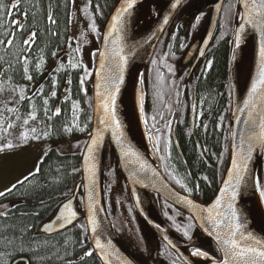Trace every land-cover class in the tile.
I'll return each mask as SVG.
<instances>
[{"label": "trees", "instance_id": "16d2710c", "mask_svg": "<svg viewBox=\"0 0 264 264\" xmlns=\"http://www.w3.org/2000/svg\"><path fill=\"white\" fill-rule=\"evenodd\" d=\"M117 2L88 0L98 42L103 24ZM0 3L3 4L0 7V136L17 137L24 127L31 129L39 124L50 144L88 137L92 124V71L86 79L87 68L71 38L72 0H50L49 14L45 0H0ZM14 4L19 5L15 10ZM236 10L237 0H225L206 53L207 62H211L209 70L202 72L195 82L190 79L189 84L181 82L176 87L163 62L156 59L158 48L154 49L143 74V80L147 81L146 94L152 98L150 106L147 95L145 122L154 134L163 171L170 179L174 178L179 188L182 180L180 184L184 183L192 197L203 203L214 196L229 158L228 75ZM228 11L234 15L231 27L222 25ZM195 16L194 32L185 35L184 28L181 29L175 37L177 44L190 42L201 34L207 13ZM13 20L20 24H12ZM174 52L177 50L165 51ZM191 117L199 124L194 133L189 129ZM173 137L180 152L173 144ZM6 148L5 145L0 150ZM81 149L61 153L51 146L38 164L39 171L0 197V206L6 205L0 212V257L22 252L31 264H72L80 256L86 230L84 221L49 236L41 234L39 226L72 195L80 179ZM257 177L264 184V150ZM10 201L17 205L8 206ZM174 210V216L168 214L167 218L177 227L182 225L188 231L187 235L185 231L182 234L189 237L195 229L192 220Z\"/></svg>", "mask_w": 264, "mask_h": 264}, {"label": "water", "instance_id": "95a60500", "mask_svg": "<svg viewBox=\"0 0 264 264\" xmlns=\"http://www.w3.org/2000/svg\"><path fill=\"white\" fill-rule=\"evenodd\" d=\"M143 1L136 0L130 12L122 17V25H117L120 29L119 32L112 30V17L117 14V9L125 6V0H118L104 22L98 52L93 65L92 124L80 156V179L77 181L72 195L62 201L57 206L54 214L39 226V232L47 236L53 235L72 227L83 219L90 245L101 264H135L116 238L105 209L103 196L104 155L106 145L109 144L116 156L136 212L148 228L158 235L179 258L186 264H195L187 255L185 249L207 244L211 249L213 245L216 247L219 260L218 262L209 261L204 264H223L225 260L228 264H243L241 258L234 257L231 254V246L224 243V241L230 239L229 232L232 230L233 223L229 219L231 209L227 205L229 202L232 203L239 217L237 222L242 225L237 233V239L247 246L258 248L264 246V228L247 215L239 199V194L247 185L251 175H256L264 144H253L251 158L246 161L247 169L243 173L244 179L237 189L235 200L230 201L231 188L227 182L230 170L235 176L232 161L235 159L237 163H240L241 156L247 152L249 136L253 131L259 133V124L264 119V85H259L257 91L252 92V85L259 79L262 65L259 50L261 43L264 42V0H237L236 24L228 78L230 84L229 158L219 187L213 198L207 203L197 201L175 189L166 180L148 152L137 142L127 125L125 88L135 71V64L146 50L145 61L140 69L146 72L156 44L184 0H179V3H177V0L151 1L150 4L154 2L156 4L158 1H163L165 4L151 28L142 36L133 40L134 12L137 5ZM223 3L224 0H209L200 8L201 10L211 9L209 18L205 30L189 47L183 59V64L190 61L194 55L199 58L210 45ZM45 4L49 14L50 0H45ZM173 5L176 6L173 7ZM249 20L252 23H249ZM241 25H243L242 29ZM110 31H112L111 36L108 35ZM251 33L256 34L253 64L250 66L244 90L241 95H238L236 60L241 49V42ZM237 34L240 36L239 44L236 43ZM101 53H103V56ZM121 56L126 57L127 62L123 64V80L120 82L119 92L116 93L115 115L120 122L119 129H116L105 117L101 106V98L107 91L111 90L110 81L121 75L118 67ZM102 64L103 67H101ZM101 120H105V123H101ZM94 135L98 136L99 142L98 145L94 146L93 152L89 154L88 145ZM232 183L235 184V180ZM80 193L81 200L78 198ZM144 193L155 194L169 205L186 213L198 229V236L190 241L181 240L152 209ZM217 199H220V205L214 207ZM64 205H69V208L66 209ZM70 211H74L76 215L71 218V223H68L64 217L69 216ZM217 213L220 215L217 216ZM210 215L217 217L221 223L219 225L214 224L209 220ZM58 217L60 219H57ZM93 218L96 221L95 231L92 230L90 222ZM97 241H99L101 247H97ZM256 241H260L261 244L257 245ZM257 264H259V261Z\"/></svg>", "mask_w": 264, "mask_h": 264}, {"label": "rangeland", "instance_id": "374dc122", "mask_svg": "<svg viewBox=\"0 0 264 264\" xmlns=\"http://www.w3.org/2000/svg\"><path fill=\"white\" fill-rule=\"evenodd\" d=\"M191 1L193 0H186L178 9L184 7ZM72 4L73 8L70 34L72 40L76 44V49H79L78 52L81 55L85 68H87L85 71V78L87 79L93 69L95 55L97 54L95 51L98 50L99 46V42L97 41L99 36L95 33V30L93 31V28L95 29V24L92 21L88 0H72ZM164 4L165 3L163 1H158L156 4L151 6L152 12L158 16ZM233 21L234 15L232 12L228 11V14L223 18L222 25L231 27ZM251 64H253V59ZM137 79L140 91H142V102H144L146 100V95L148 94H145V92L147 93V88L144 90V87H146V81L143 80V69L139 71ZM147 100L150 102L149 105L151 106L152 98H150L149 95ZM143 104L144 103H142V106ZM144 112V108L142 107L143 118ZM33 129L35 131H33ZM22 131L23 132L17 137L11 136L7 138L4 136L2 138V136H0V148L9 143L13 145L11 148L0 150V192H6V189L12 188V185L18 184V181L21 182L25 177H28L34 173L43 155L51 148V146L61 153H67L83 148L81 147L84 145L83 141L86 142L87 139V137H82V140L80 141L79 138H69L67 141L50 144L45 139L44 128L39 124L33 126L31 129L24 127ZM146 131L149 138L148 149L153 151V159L159 166H161V154H159L157 150V143L152 135V131L147 127ZM180 182H182V180H179L180 189L189 193V190L185 187V184H180ZM126 189L125 181L117 167L116 159L111 146L107 144L105 148L103 172L105 209L111 221V226L114 232L121 236L129 235L128 232L132 230L133 222L131 221V218L133 220L135 215H133V208L129 203ZM149 200L150 205H152L155 209H159L160 207L169 208L158 198H153L152 195L149 196ZM4 208L5 206H0V212H2ZM125 225L129 226L130 228L128 227L127 229ZM144 229L147 230L146 227H139L138 231H145ZM182 233L184 234V232Z\"/></svg>", "mask_w": 264, "mask_h": 264}, {"label": "flooded vegetation", "instance_id": "af4514ba", "mask_svg": "<svg viewBox=\"0 0 264 264\" xmlns=\"http://www.w3.org/2000/svg\"><path fill=\"white\" fill-rule=\"evenodd\" d=\"M206 2L207 1L205 0H199V1L193 0L188 4H186L184 7L177 9L175 15L170 20L169 24L167 25L164 33L162 34L161 38L159 39L155 47L158 48L159 50V53L156 55V59H159L160 61L163 62L164 66L166 67L165 72H167V74L170 77H172V82L176 87L181 82L185 84L187 83L189 84L190 79L192 82H195L198 79V76L202 72L206 73L209 70L210 64L207 62L206 53L212 43L207 47V49L199 57V59L197 58V55H194L190 61L183 64V59L189 47L197 37L191 39L190 42H185V43L177 44L175 41L176 35H178V33L183 28H184L183 33L185 35L194 32L193 25H194V21L197 19L195 15H197L199 12H207V16L209 18V13L211 9L210 8L206 10L200 9ZM198 17H200V15ZM174 49H176L177 52L165 53L166 50H174ZM154 56L155 54L153 55V57ZM178 61H180V65L182 67L179 65ZM199 119L200 116L198 117L197 121ZM172 121H170V126L173 129L174 128L173 125H175V121L173 123ZM197 121L196 119H194V117H191V119H189V129L192 133H194V130L196 131L198 129L199 124L196 123ZM165 177L174 187H177L174 178L170 179L168 176H166V174ZM145 196L147 197V200L150 204L149 194L147 193ZM129 203L132 205L131 202ZM15 205H17V202L14 201L8 202V206H15ZM2 206L6 207V205H2ZM132 208L134 212L133 215L134 214L135 215L133 217V220L131 218V221L133 222H132V230L129 231L130 233L128 232L129 235L121 236L115 233L116 237L118 238V241L121 243L122 247L125 249L130 259L135 264H186L181 258H179V256L175 252H173L163 242V240L158 235H156L149 228H147L145 222L135 211L133 205ZM152 209L157 213V215H159V217L163 222H165L171 229H173V232L176 233V236L180 237L181 240L188 241L191 238L198 236L199 231H195L194 229L191 231L192 234L190 233L189 237L187 238H185V236L181 234L182 233L181 231H185L187 234L188 231H186V229L182 225L180 227H177L175 223H172L167 218L168 214L171 217H173L176 212V210L172 209L171 207L169 208L160 207L159 209H155L152 206ZM125 226L128 229L129 226L127 225ZM139 227H146L148 231L145 229H144L145 231L142 232L138 231ZM189 249L190 251H196V250L203 251L208 255H210L212 258H216L217 257L216 253H218V251H215V249L213 250L210 249L207 244L195 246ZM12 253L11 254L7 253V255L1 256L0 264H31V262L27 259V256L24 255L22 252H17V253L12 252ZM87 253H91V255H87ZM95 257L97 258L96 254L94 253L90 245V242L87 238V234L85 231L83 251L80 254V256L77 259H75V261H72V264H101V262L98 261L99 260L98 258H97L98 260H95Z\"/></svg>", "mask_w": 264, "mask_h": 264}, {"label": "snow or ice", "instance_id": "6c2138e0", "mask_svg": "<svg viewBox=\"0 0 264 264\" xmlns=\"http://www.w3.org/2000/svg\"><path fill=\"white\" fill-rule=\"evenodd\" d=\"M135 3H136V0H125V6H122L120 9H117V14L112 17L113 23L111 27L113 31L119 32L120 29L117 27V25L118 24L122 25L123 23L122 17L125 14H128L130 12V10L133 8ZM177 3H179V0H177ZM175 6L176 5H173V7ZM0 7H3L2 3H0ZM12 7H13V10H15L17 7H19V5L14 4ZM7 14L10 15V13H7ZM248 22L252 23L251 20H249ZM11 23L15 25L20 24V22L16 20L11 21ZM240 27L242 29L243 25H241ZM94 30L95 29L93 28V31ZM35 35H36L35 33L32 34L33 37ZM108 35L111 36L112 31H110ZM239 42H240V36L239 34H237L236 43L239 44ZM8 43L11 44L12 41L9 40ZM25 43L27 44L29 43V41L26 40ZM77 51H79V49H77ZM259 51H260V57L262 60V65H261L260 72H259V79L256 82H254L252 85L253 93L257 91V88L259 85H264V42L261 43ZM101 55L103 56V53H101ZM126 62H127L126 57L121 56L120 63L118 65L121 75L114 77L110 81L111 90L107 91V93L103 95L101 98L102 99L101 106L105 113V117L111 125L115 126L116 129H119L120 127V122L116 119V115H115L116 93L119 92L120 82H122L123 80V76H122L123 64ZM71 66L74 68L77 67L76 64H72ZM101 67H103V64L101 65ZM29 79H31V77H29ZM81 83H83V80H81ZM52 95L54 96L55 93H52ZM59 112H60V109H57L56 113L59 114ZM101 123H105V120H101ZM9 127H11V125H9ZM259 129H260L259 133L253 131L251 136H249V146H248L247 152L241 156L240 163H237L235 159L232 161V169L235 170V176H233V172L230 170L229 180L227 182L229 187L231 188L230 201L235 200L236 195H237V189L240 187V183L244 179L243 173L247 169L246 161L251 158L253 144L254 143L264 144V119L261 120L259 124ZM33 131L35 130L33 129ZM98 142H99L98 136L97 135L92 136L91 143L88 145V149H87L89 154L93 152L94 146L98 145ZM6 147L11 148L13 147V145L9 143L6 145ZM36 171H39V168H37ZM24 179L27 180V177H25ZM233 180H235V184L232 183ZM18 183H20V181H18ZM255 183H256L257 189L260 190L261 195L264 196V184H262L261 178L257 177L255 180ZM15 187L16 185H12V188L6 189L5 191L11 192V190ZM4 195H5V192H0V197ZM220 202H221L220 199H217L214 207H219ZM227 206L229 209H231V215L229 219L233 223H232V230L229 232L230 239L224 241V243L229 244L231 246V249H230L231 254L234 257L241 258L243 260V264H257L258 261H259V264H264V246H261L259 248L253 247V246H247L246 244H242L241 241L237 239V233L239 232L242 225L237 222L239 217H238L236 210L233 208L232 203L229 202ZM64 207L68 209L69 205H64ZM209 211L211 212V209ZM75 215L76 213L74 211H70V215L64 218L68 223H71V218L75 217ZM219 215L220 214L217 213V216ZM57 219H60V217H58ZM209 220H211L216 225H219L221 223V221L217 219V217H214L211 215L209 216ZM90 222L92 224V230L95 231L96 229L95 219L93 218ZM185 235H187V233H185ZM256 244L260 245L261 242L256 241ZM97 247H101L99 241H97ZM201 254L206 255L204 253H201ZM87 255H91V253H87ZM223 264H228L227 260H225Z\"/></svg>", "mask_w": 264, "mask_h": 264}, {"label": "bare ground", "instance_id": "6f19581e", "mask_svg": "<svg viewBox=\"0 0 264 264\" xmlns=\"http://www.w3.org/2000/svg\"><path fill=\"white\" fill-rule=\"evenodd\" d=\"M153 0H144L139 3L135 9L133 16L132 39H137L146 33L154 24L157 16L152 12L150 2ZM256 44V34H248L241 42V49L236 60V82L237 93L241 95L248 75L253 58L254 48ZM146 50L135 64V71L130 78L128 85L125 88V96L127 103V125L131 133L134 135L137 142L150 154L153 151L148 149L149 141L142 116V91L138 86V74L145 61ZM255 175L252 174L247 185L239 194L241 206L247 215L259 226L264 228V206L259 195V190L256 187ZM185 249V248H184ZM187 255L195 264H204L212 261L210 255H202V251H190L185 249ZM205 254V253H204Z\"/></svg>", "mask_w": 264, "mask_h": 264}]
</instances>
